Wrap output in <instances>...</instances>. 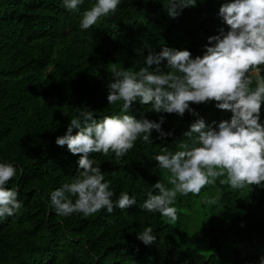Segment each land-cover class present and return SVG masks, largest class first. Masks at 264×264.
Returning <instances> with one entry per match:
<instances>
[{
  "label": "trees",
  "instance_id": "trees-1",
  "mask_svg": "<svg viewBox=\"0 0 264 264\" xmlns=\"http://www.w3.org/2000/svg\"><path fill=\"white\" fill-rule=\"evenodd\" d=\"M94 2L84 0L73 12L63 0H0V162L17 168L7 187L19 189L22 205L13 216L0 219V264H260L264 187L234 191L217 180L198 196L178 194L175 225L142 208L147 193L158 192L153 184L167 185V173L157 168L155 155L164 148L179 150L181 139L192 147L193 140L183 133L197 118L206 125L230 119L231 113L214 101L191 105L199 117L156 113L135 101L130 114L157 122L163 115L161 128L173 135L161 138L153 130L151 144L140 139L119 160L111 152L89 158L110 181L114 202L123 191L136 203L89 217H62L52 208V191L80 170L79 156L58 146L56 137L65 134L81 109L93 111L97 119L122 114V102L107 101L111 68L138 70L149 51L164 46L188 49L195 58L203 55L209 36L221 27L227 31L218 14L227 0H197L175 18L161 0H122L115 14L82 30V12ZM206 198L217 203L207 204ZM189 218L203 226L204 252L174 241L193 235ZM145 227H152L157 237L151 245L137 238Z\"/></svg>",
  "mask_w": 264,
  "mask_h": 264
},
{
  "label": "clouds",
  "instance_id": "clouds-1",
  "mask_svg": "<svg viewBox=\"0 0 264 264\" xmlns=\"http://www.w3.org/2000/svg\"><path fill=\"white\" fill-rule=\"evenodd\" d=\"M83 3L84 0H63V6L73 12H78ZM121 3L122 0H95L82 12L80 28L88 30L102 18L115 14ZM161 3L175 18L184 8L195 7L197 0ZM218 14L227 31L221 27L219 34L209 36L203 55L193 58L188 49L164 46L159 52L149 51L138 70L111 68L107 101L109 105L122 102V114L97 119L93 111L84 108L70 119L65 134L57 136L55 143L66 145L71 154L79 156L80 170L70 183L51 193L50 203L58 216L89 217L104 210L111 214L117 206L125 209L136 203L123 191L114 202L110 181L89 157L111 152L119 160L138 140L151 144L153 130L161 138L173 135L162 130L163 115L157 122L130 114L137 100L150 105V111L181 117L186 112L199 117L191 105L213 101L218 109L231 113L230 119L213 121L211 125L197 118L183 133V137L193 140L192 147L181 139L179 150L170 152L164 148L162 154L155 155L157 168L167 173L165 179L170 187L159 180L153 184L158 192L147 193L144 210L159 213L167 223L175 225L179 217L173 205L178 194L198 196L217 180L234 191L264 187V77L260 75L264 70V0H227ZM73 129H77L75 134ZM20 172L23 174V169ZM16 175L13 164L0 162V219L13 216L22 206L19 189L7 187ZM204 202L215 205L217 199L206 198ZM137 238L145 245L157 240L152 227H145ZM260 264H264V257Z\"/></svg>",
  "mask_w": 264,
  "mask_h": 264
},
{
  "label": "rangeland",
  "instance_id": "rangeland-1",
  "mask_svg": "<svg viewBox=\"0 0 264 264\" xmlns=\"http://www.w3.org/2000/svg\"><path fill=\"white\" fill-rule=\"evenodd\" d=\"M188 223L191 226L193 235L191 237L186 235L181 238H174V241H176V243H182L184 246L191 247L192 249H197L201 252H204L206 248V242H205L206 234H205V231L202 230L203 226L199 224L197 219L191 221L189 218ZM196 226L198 228V232L194 234V232H196V229H195Z\"/></svg>",
  "mask_w": 264,
  "mask_h": 264
}]
</instances>
